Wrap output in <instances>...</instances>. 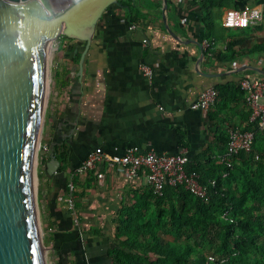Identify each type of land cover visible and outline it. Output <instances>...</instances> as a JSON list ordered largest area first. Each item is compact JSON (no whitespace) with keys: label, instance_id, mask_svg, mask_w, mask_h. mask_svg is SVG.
Listing matches in <instances>:
<instances>
[{"label":"crops","instance_id":"obj_1","mask_svg":"<svg viewBox=\"0 0 264 264\" xmlns=\"http://www.w3.org/2000/svg\"><path fill=\"white\" fill-rule=\"evenodd\" d=\"M157 1L147 3L148 9L136 4L143 13L136 23L129 20L122 5L107 9L82 70L85 43L56 39L48 52L40 152L48 155L44 146L53 145V150L59 146L69 161L67 175L61 169L64 173L51 176L44 166L38 168V173H43L38 180L42 225L43 221L52 223L55 233L46 246L51 255L49 264H114L109 251L116 243L121 209L149 187L146 173L130 178L125 168L111 167L103 160L77 177V195L80 188L85 197L79 208L70 209L65 202L66 178L71 179V173L91 151L101 147L113 156L123 154L130 145H139L161 153L186 151L193 158L214 141L219 131L217 120L191 108L201 92L211 86L239 83L243 77L264 78L257 70L264 71V51L257 49L264 45V20L231 29L223 24L228 10L223 9L220 19L225 39L209 42L197 3L170 0L168 20L175 37L167 31L163 5L160 10ZM263 2L240 0L243 7ZM189 39L201 42L205 56ZM229 41L242 42L237 49L250 52L234 60H218L207 51L224 50ZM157 62L160 67L149 79L142 64ZM233 98H229V113L223 116L229 115L236 126L243 127L250 108L243 100L232 102Z\"/></svg>","mask_w":264,"mask_h":264},{"label":"trees","instance_id":"obj_2","mask_svg":"<svg viewBox=\"0 0 264 264\" xmlns=\"http://www.w3.org/2000/svg\"><path fill=\"white\" fill-rule=\"evenodd\" d=\"M152 1L120 0L119 5L126 8L129 20L136 23L143 14L136 4L142 3V7L148 9L147 3ZM194 1L202 13L205 37L209 42L225 39L222 35L225 27L220 19L223 9L244 8L240 0ZM157 3L162 10L163 1ZM62 38L67 37L59 35L57 40ZM241 46L242 42L229 41L224 50L207 51L218 60H234L250 52V49L238 50ZM257 49L264 51V45H258ZM215 88L219 94L208 115L211 120H217L219 131L214 141L190 158L186 166L187 170L201 174L209 199L186 191L182 185H166L162 195L156 194L150 185L140 191L132 203L121 209L116 221V243L109 251L114 264H264V128L251 120L250 110L245 125L237 126L254 132L252 149L223 160L230 139L229 127L236 126L234 118L231 120L223 113H229L227 106L231 96H234L232 102H246L247 93L240 82ZM52 155L60 161L67 175L69 161L65 150L56 146ZM51 159L52 156H41L40 170ZM73 181L76 209L85 194L79 188L77 195L78 178ZM67 183L66 178V188ZM151 211L155 215L146 219ZM42 227L47 245L55 238L51 231L54 227L44 221Z\"/></svg>","mask_w":264,"mask_h":264},{"label":"water","instance_id":"obj_3","mask_svg":"<svg viewBox=\"0 0 264 264\" xmlns=\"http://www.w3.org/2000/svg\"><path fill=\"white\" fill-rule=\"evenodd\" d=\"M162 1L165 27L176 37L168 20L170 0ZM119 3L71 1L69 7L55 13L42 0H0V264H48L38 195V157L50 47L59 35L85 43L82 70L100 19ZM189 41L205 56L201 42ZM52 151L53 145L47 151L53 159L44 167L51 176H58L63 171Z\"/></svg>","mask_w":264,"mask_h":264},{"label":"built area","instance_id":"obj_4","mask_svg":"<svg viewBox=\"0 0 264 264\" xmlns=\"http://www.w3.org/2000/svg\"><path fill=\"white\" fill-rule=\"evenodd\" d=\"M73 2L77 0H71ZM264 20V2L259 6L244 7L241 9L230 8L226 11L223 24L228 28H246L253 23ZM132 28L135 25H131ZM160 63H143L142 70L149 79H153ZM240 85L246 91V103L251 110V120L257 121L260 128H264V78L243 77ZM219 92L214 87H208L201 92L198 99L191 104V108L201 110L205 114L216 104ZM229 144L227 152L222 159L227 160L240 151H250L254 141V132L242 130L238 126L229 127ZM41 148V147H40ZM49 147L44 146L47 152ZM107 160L109 166H119L127 170L128 176H139L142 170L147 171L148 184L153 191L162 195L166 185H182L186 191L196 194L203 199H209L208 187L201 182V174L197 171L187 170L190 157L186 151L175 154L161 153L154 149H142L139 145L128 146L123 154L108 156L101 147L91 151L81 164L71 173V179L67 183L65 201L70 209L75 208L74 178L85 175L94 169L97 164ZM102 177L103 174H99ZM215 184V181H212ZM210 259H213L211 256Z\"/></svg>","mask_w":264,"mask_h":264},{"label":"rangeland","instance_id":"obj_5","mask_svg":"<svg viewBox=\"0 0 264 264\" xmlns=\"http://www.w3.org/2000/svg\"><path fill=\"white\" fill-rule=\"evenodd\" d=\"M43 1V0H42ZM53 12L58 13V12H62L64 9H66L67 7H69V4L71 3V0H48L49 3H46L45 1H43ZM50 51H52V47H50ZM40 155L38 158H40V156H42L41 152H39ZM40 166V165H39ZM39 175V173H38ZM38 180H39V176H38ZM66 202V201H65ZM67 203V202H66ZM69 206V205H68ZM155 215V213L153 211H151L146 219H151L153 216ZM43 229V228H42ZM44 231H43V240H44ZM45 245V242H44ZM47 246V245H45ZM48 249H46V257L47 260L49 262V260L51 259V255L50 253H47ZM49 264V263H48Z\"/></svg>","mask_w":264,"mask_h":264},{"label":"clouds","instance_id":"obj_6","mask_svg":"<svg viewBox=\"0 0 264 264\" xmlns=\"http://www.w3.org/2000/svg\"><path fill=\"white\" fill-rule=\"evenodd\" d=\"M80 2V0H77V3H79Z\"/></svg>","mask_w":264,"mask_h":264}]
</instances>
